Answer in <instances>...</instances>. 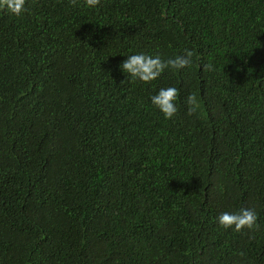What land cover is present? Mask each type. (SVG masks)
Returning a JSON list of instances; mask_svg holds the SVG:
<instances>
[{
    "label": "trees",
    "instance_id": "trees-1",
    "mask_svg": "<svg viewBox=\"0 0 264 264\" xmlns=\"http://www.w3.org/2000/svg\"><path fill=\"white\" fill-rule=\"evenodd\" d=\"M185 49L151 83L120 70ZM242 207L258 230L218 225ZM0 264H264V0L0 13Z\"/></svg>",
    "mask_w": 264,
    "mask_h": 264
},
{
    "label": "clouds",
    "instance_id": "clouds-1",
    "mask_svg": "<svg viewBox=\"0 0 264 264\" xmlns=\"http://www.w3.org/2000/svg\"><path fill=\"white\" fill-rule=\"evenodd\" d=\"M88 8H95L100 0H83ZM72 6L76 0H70ZM26 0H0V13L20 16L25 11ZM193 52L185 49L181 54L164 60L160 55L150 56L143 53L133 54L127 57L120 65V70L127 74L132 81L139 80L141 83H151L165 71L182 70L190 67ZM204 70L211 71L212 65L205 64ZM179 90L176 87L161 88L157 94L151 97V104L160 111L165 119H171L177 114L176 101ZM188 115H193L199 108V102L194 94L185 98ZM217 223L224 229H233L235 232L242 230L256 231L259 228L258 216L254 209L241 208L238 212H223L217 216ZM240 255H243L241 253Z\"/></svg>",
    "mask_w": 264,
    "mask_h": 264
}]
</instances>
